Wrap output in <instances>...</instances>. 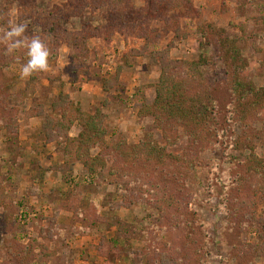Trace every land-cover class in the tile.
<instances>
[{
    "label": "rangeland",
    "instance_id": "374dc122",
    "mask_svg": "<svg viewBox=\"0 0 264 264\" xmlns=\"http://www.w3.org/2000/svg\"><path fill=\"white\" fill-rule=\"evenodd\" d=\"M85 2L89 8L63 25L75 35L95 36L85 61L74 58L79 50L51 37L49 70L24 79L19 71L27 62L26 49L8 55L0 43V264H199L202 257L208 264H264L255 251L264 248V177L244 181L248 133L255 154L264 158L262 138L256 136L264 135V110L240 121L244 109L233 103L216 43L203 69L218 105L215 143L192 146L181 138L169 146L153 118L139 115L156 98L162 70L156 55L168 50L172 60L197 61L202 40L211 36L209 27L237 40L246 80L264 89V0L182 1L188 10L177 8V0H154V6L149 0ZM68 3L0 0V35L12 19L27 24L29 38H48L53 20L48 12ZM129 8L163 16L147 18L152 33L140 37ZM125 18L128 25L122 24ZM61 96L69 98L67 108L72 103L84 114H104L110 146L125 142L133 148L152 134L168 154L187 153L197 166L185 173L156 158L108 156L102 175L90 174L75 159L77 145L69 140L79 136L81 126L59 137L62 144L47 137V128L61 134L49 123L61 117L54 111ZM179 133L187 135L182 127ZM49 145L60 154L55 157L54 150L49 156ZM100 151L93 149L92 155ZM115 165L126 169V178L109 175ZM236 187L243 202L228 207L224 197ZM165 196L184 202L167 207L161 203ZM190 235L200 250L188 246Z\"/></svg>",
    "mask_w": 264,
    "mask_h": 264
},
{
    "label": "trees",
    "instance_id": "16d2710c",
    "mask_svg": "<svg viewBox=\"0 0 264 264\" xmlns=\"http://www.w3.org/2000/svg\"><path fill=\"white\" fill-rule=\"evenodd\" d=\"M86 0H69L68 4L61 7H56L52 11L48 12L52 20V26L49 30H45L47 35L45 39H42L49 48V38H53L58 45L66 44L71 49L79 50V54L75 55V59L87 60L89 57L88 41L95 36L75 35L66 30L63 25L68 22L71 14L82 15V13L89 8ZM180 4L179 7H183L185 10L189 9V6H183L182 1L177 0ZM154 4V0H149ZM239 2V0H238ZM77 3V5H76ZM158 4V3H157ZM188 5H191L187 3ZM160 5V11H163ZM240 5V4H239ZM166 6V5H165ZM172 7H174L172 5ZM129 16L134 22L135 30L138 36L144 37L146 33H152L148 28L150 23H146V19L151 20L159 19V14L163 16V13H155L152 9L145 12L141 10L136 12L135 9L129 8ZM171 10V9H170ZM165 17V16H164ZM130 19L125 18L122 22L124 25H128ZM130 20V21H131ZM211 36L206 34V37L201 42V53L197 61H175L170 58L168 50L159 52L156 56L158 62L162 68L159 82L155 87L156 98L152 104H144L140 111L141 117H152L154 126L163 132L164 138L169 143V146H174L176 140L186 139L193 146L200 142H216L217 134V101L213 96L212 88L206 85V78L203 69L209 66V49L213 42L216 43L221 53V60L227 68V76L231 85V90L234 96L233 103L236 108L244 109L241 112L240 121H245L252 115L253 117L259 116L261 111L264 110V89H257L252 83L246 80L247 65L244 57L241 54L238 42L235 39L230 38L225 31H215L212 27H209ZM50 49V48H49ZM57 56L55 55L54 58ZM120 76V70H118ZM105 89H107L105 87ZM69 98L67 96H61V102L55 104L54 111L60 110L61 117L59 120L49 119V123L53 125L55 131H58L60 136H56L49 133L47 128V137L49 141L62 144V138L69 132L71 128L78 124L81 126L82 131L76 139L69 138L70 141L77 145L75 159L80 162L84 168L90 174H101L107 168L106 157L112 156L119 161H130L135 158L146 156L150 159H157L163 164H168L169 169H181L185 173H189L191 168L197 166L196 160H193V156L187 155H172L167 153L166 146H159L152 134L147 135V139L143 140L139 145L129 148L125 142L120 143L117 146H110L106 137L108 131L103 126L105 119L104 114L98 110L95 114H84L79 107L75 108L72 103L67 105ZM66 107V108H65ZM247 125V124H246ZM182 127L187 135L181 136L179 129ZM253 133H257V129L250 126ZM249 133L246 135L248 141V149L250 151L249 156L245 163V176L244 181L248 182L251 179L257 177H264V158H260L255 154V146L250 140ZM257 137H261L264 147V135L256 134ZM69 137V136H68ZM72 139V140H71ZM176 139V140H175ZM99 148L101 151L97 156L92 155V150ZM169 159H171L169 161ZM175 161V162H174ZM132 162V161H131ZM165 169V168H164ZM110 176H118L121 178L127 177L126 169L119 168V166H113L109 171ZM237 189V190H236ZM229 196L224 197L223 202L229 207L234 200L243 202L244 194L242 189L238 187L231 188ZM173 201V202H170ZM184 202L179 199L178 203L175 198L165 196L161 199L162 205L172 207V205H178ZM244 205V203H243ZM165 213V208L162 206L161 212ZM187 215L190 213L186 212ZM257 217L253 215L252 220ZM261 223V222H260ZM264 234V232H262ZM188 246L198 247L200 250V243L193 240L192 236H188ZM117 241V242H116ZM116 245L118 240H115ZM264 247V243L262 245ZM196 249V251H199ZM258 255L264 256V248H255ZM203 262L199 264H208L205 257L200 259Z\"/></svg>",
    "mask_w": 264,
    "mask_h": 264
},
{
    "label": "clouds",
    "instance_id": "9594fccd",
    "mask_svg": "<svg viewBox=\"0 0 264 264\" xmlns=\"http://www.w3.org/2000/svg\"><path fill=\"white\" fill-rule=\"evenodd\" d=\"M26 32L27 24L10 19L7 29L0 35V43L5 45L6 54L14 55L18 50L26 49L27 62L19 71V75L24 79L32 77L35 73L48 71L51 55L48 46L40 37L29 38Z\"/></svg>",
    "mask_w": 264,
    "mask_h": 264
},
{
    "label": "crops",
    "instance_id": "0c3cea01",
    "mask_svg": "<svg viewBox=\"0 0 264 264\" xmlns=\"http://www.w3.org/2000/svg\"><path fill=\"white\" fill-rule=\"evenodd\" d=\"M54 150L58 151L57 153H53ZM46 151H48V155L51 156V154H55V157L57 156L56 154H60V150L56 149L53 145H49V148L46 149Z\"/></svg>",
    "mask_w": 264,
    "mask_h": 264
}]
</instances>
